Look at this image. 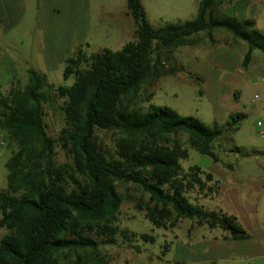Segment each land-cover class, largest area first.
I'll list each match as a JSON object with an SVG mask.
<instances>
[{
  "label": "trees",
  "instance_id": "trees-1",
  "mask_svg": "<svg viewBox=\"0 0 264 264\" xmlns=\"http://www.w3.org/2000/svg\"><path fill=\"white\" fill-rule=\"evenodd\" d=\"M225 1L201 0L194 20L155 29L141 0H126L136 28L134 41L120 51L90 55L81 46L65 60L63 76L65 81L74 77L71 86L55 87L46 75L30 69L24 88L0 91V131L7 133V146L17 148L6 164L8 187L0 191V229L8 231L0 241V264H59L58 255L65 251L95 252L101 244L117 245L119 238L130 247L154 243L151 235L115 225L123 203L116 183H132L149 196L141 211L158 229H174L180 219H188L198 227L220 229L226 240L251 239L235 216L207 210L191 199L196 194L214 200L221 182L199 166L185 170L182 161L189 150L180 141L187 135L192 149L220 163L215 144L237 132L247 116L232 114L223 125L208 126L168 107L152 104L141 114L123 106L124 97L157 75L156 53L194 45L202 32L224 29L245 42V68L256 50L264 54V34L253 20L212 17ZM58 102L65 120L59 140L71 157L63 165L55 160L56 140L45 123L47 107ZM101 130L121 133L114 156L103 151ZM234 152L250 156L237 147ZM88 232H96L102 242Z\"/></svg>",
  "mask_w": 264,
  "mask_h": 264
},
{
  "label": "rangeland",
  "instance_id": "rangeland-1",
  "mask_svg": "<svg viewBox=\"0 0 264 264\" xmlns=\"http://www.w3.org/2000/svg\"><path fill=\"white\" fill-rule=\"evenodd\" d=\"M22 1L24 4H15L14 9L0 4L4 19L0 23V91L4 94L12 87L24 88L30 69L46 75L55 87L71 86L74 77L65 81L63 76L65 60L81 46L90 55L104 49L120 51L136 39L126 0H78L77 4L73 0L72 4H61L64 0H48V4ZM200 1L141 0L155 29L194 20ZM212 17L253 20L264 34V0H226L213 9ZM194 41L191 46L156 53L157 75L147 79L138 92L124 97L123 106L141 114L152 104L168 107L208 126L223 125L232 114L247 116L237 132L215 144L220 163L192 149L187 135L180 141L189 150L183 168L199 166L223 187V193L214 200L196 194L191 199L207 210L235 216L251 239L226 240L227 234L220 229L198 227L188 219H180L174 229H158L141 211L149 196L132 183H116L123 203L115 225L120 230L151 235L155 242L135 243L138 251L119 238L117 245L101 244L95 252L65 251L58 255L59 264H264V253L257 255L264 245V138L256 130V122L264 113V54L256 50L245 68L247 44L224 29L202 32ZM257 93L263 101L253 106L251 100ZM61 104L48 106L45 117L47 133L56 140L55 160L59 165L71 163L59 140L65 127ZM0 135L5 138L7 133L0 131ZM98 136L103 151L114 156L121 133L101 130ZM235 147L250 156L235 153ZM16 149L15 144L7 146L0 156V191L8 187L6 164ZM7 234L6 229H0V241ZM87 235L99 243L103 240L96 232ZM255 245L259 249L253 250Z\"/></svg>",
  "mask_w": 264,
  "mask_h": 264
},
{
  "label": "built area",
  "instance_id": "built-area-1",
  "mask_svg": "<svg viewBox=\"0 0 264 264\" xmlns=\"http://www.w3.org/2000/svg\"><path fill=\"white\" fill-rule=\"evenodd\" d=\"M263 81H264V78H263ZM262 101H263L262 95L257 93L253 96L251 100V104L253 106H256L258 103ZM256 130H257V134L260 137L264 138V113L256 122ZM6 148H7V141L3 136L0 135V156L4 153Z\"/></svg>",
  "mask_w": 264,
  "mask_h": 264
},
{
  "label": "crops",
  "instance_id": "crops-1",
  "mask_svg": "<svg viewBox=\"0 0 264 264\" xmlns=\"http://www.w3.org/2000/svg\"><path fill=\"white\" fill-rule=\"evenodd\" d=\"M73 4H77V1L78 0H73ZM42 3L40 4H48V0H42L41 1ZM0 4H6V6L8 7V9H14L15 7V4H24V2L22 0H0ZM61 4H72V1L71 0H64V2H61ZM12 12V11H11ZM13 13V12H12ZM4 22V19L2 18L1 16V12H0V23H3ZM264 187V184L262 185V188ZM223 193V187L221 189V193L220 195ZM219 195V196H220ZM261 234H264V233H261ZM262 247H259L261 249V251H257V255L258 254H262L264 253V245H261ZM257 246L255 245L252 249H256ZM257 248V249H259ZM254 254V253H251V255ZM255 255V254H254Z\"/></svg>",
  "mask_w": 264,
  "mask_h": 264
}]
</instances>
